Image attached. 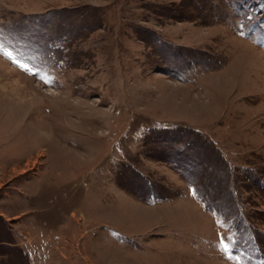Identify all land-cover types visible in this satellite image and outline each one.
Listing matches in <instances>:
<instances>
[{"label": "rangeland", "instance_id": "374dc122", "mask_svg": "<svg viewBox=\"0 0 264 264\" xmlns=\"http://www.w3.org/2000/svg\"><path fill=\"white\" fill-rule=\"evenodd\" d=\"M0 264H264V0H0Z\"/></svg>", "mask_w": 264, "mask_h": 264}, {"label": "snow or ice", "instance_id": "6c2138e0", "mask_svg": "<svg viewBox=\"0 0 264 264\" xmlns=\"http://www.w3.org/2000/svg\"><path fill=\"white\" fill-rule=\"evenodd\" d=\"M5 55H8V53H5Z\"/></svg>", "mask_w": 264, "mask_h": 264}]
</instances>
